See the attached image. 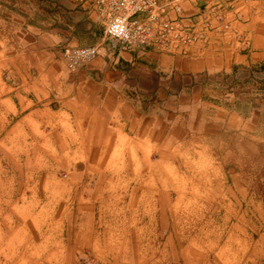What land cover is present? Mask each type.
Instances as JSON below:
<instances>
[{
    "label": "crops",
    "instance_id": "1",
    "mask_svg": "<svg viewBox=\"0 0 264 264\" xmlns=\"http://www.w3.org/2000/svg\"><path fill=\"white\" fill-rule=\"evenodd\" d=\"M90 1L0 0V158L66 160L57 169L84 176L173 174L184 195L172 205L253 207L248 178L264 164V0H187L190 20L213 7L222 21L186 56L113 48ZM94 46L98 56L66 69L63 48Z\"/></svg>",
    "mask_w": 264,
    "mask_h": 264
},
{
    "label": "rangeland",
    "instance_id": "2",
    "mask_svg": "<svg viewBox=\"0 0 264 264\" xmlns=\"http://www.w3.org/2000/svg\"><path fill=\"white\" fill-rule=\"evenodd\" d=\"M31 156L0 158V264H264V164L248 178L253 207L183 208L171 204L181 176L74 175ZM150 182L170 190L135 188ZM89 183L101 187L81 191ZM151 199L159 207L141 206Z\"/></svg>",
    "mask_w": 264,
    "mask_h": 264
},
{
    "label": "built area",
    "instance_id": "3",
    "mask_svg": "<svg viewBox=\"0 0 264 264\" xmlns=\"http://www.w3.org/2000/svg\"><path fill=\"white\" fill-rule=\"evenodd\" d=\"M187 0H91L89 11L102 27L113 48L130 54L153 51L182 56L220 27L222 17L211 7L199 10L193 20L185 16ZM100 46L71 50L63 48L65 67L78 66L99 55Z\"/></svg>",
    "mask_w": 264,
    "mask_h": 264
}]
</instances>
